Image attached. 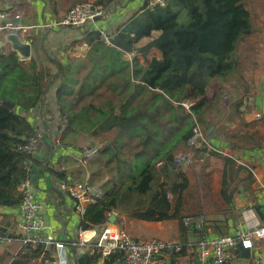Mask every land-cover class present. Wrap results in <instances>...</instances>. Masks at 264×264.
I'll return each mask as SVG.
<instances>
[{
  "label": "trees",
  "instance_id": "16d2710c",
  "mask_svg": "<svg viewBox=\"0 0 264 264\" xmlns=\"http://www.w3.org/2000/svg\"><path fill=\"white\" fill-rule=\"evenodd\" d=\"M81 1L86 0L76 3ZM119 1L93 3L108 16ZM146 6L147 1L140 13L106 33L108 45L96 24L76 31L77 38L69 41L68 49L85 48L83 57L68 56L66 65L56 62L57 72L51 75L42 71L34 57L24 63L14 52L0 49V209L16 208L21 201L17 188L37 179L40 162L17 146L35 128L29 112L36 111L48 96L51 105H43L42 110H55L59 119H68L60 146L53 138L52 142L77 156L92 153L89 161L98 167L92 173L105 171L104 196L84 214L79 224L82 231H98L112 213H116L115 225L121 217L176 220L181 230L187 214L201 208L198 189L207 191L211 170L208 166V172L200 169L211 160L221 172L224 192L241 179L251 184V173L236 164L235 156L240 149L263 145L264 139L255 133L240 138L228 135L224 123L237 121L234 117L241 103L214 110L206 98L213 79L228 90L244 85L238 52L256 31L247 0H168L164 7ZM152 32L159 36L138 47ZM151 50H157L160 57L145 64L136 56L131 61L124 58L131 53L145 56ZM55 84L56 88H50ZM195 125L206 139L215 136L220 144H230L231 155L222 156L219 145L208 154L196 150L187 166H174L173 154L187 149ZM160 161L164 165L158 168ZM188 172L195 177L194 188ZM186 197L193 201L190 209L184 207ZM6 249L7 245L2 246L0 264H27L31 256L40 255L28 249L11 255ZM85 259L81 258V264H86ZM120 261L121 254L116 252L104 264Z\"/></svg>",
  "mask_w": 264,
  "mask_h": 264
},
{
  "label": "crops",
  "instance_id": "0c3cea01",
  "mask_svg": "<svg viewBox=\"0 0 264 264\" xmlns=\"http://www.w3.org/2000/svg\"><path fill=\"white\" fill-rule=\"evenodd\" d=\"M146 1L120 0L112 7L111 14L104 15V19L95 24L107 33L132 14L140 13ZM247 3L248 9L255 16L256 31L241 43L242 49L238 53L241 57L239 72L244 78V85L228 90L213 79L206 88V98L212 103L214 110L229 108L235 102L241 103L234 117L237 121L224 123L229 129L228 135L240 138L241 134L255 133L264 139V0H247ZM74 4L76 0H0V24L11 22L12 17L19 13V26L27 30L26 34L21 33L20 36L23 39L28 36L32 47L31 58L34 57L39 62L46 75H51L57 72L56 62L66 65L68 56L83 57L85 48H72V51L68 49L69 41L77 38L78 30L60 25ZM158 36L159 32H152L151 37L143 38L138 43V47ZM3 49L10 51L7 46ZM204 51L210 54L208 49ZM134 56L141 64H145L153 57L159 58L160 53L151 50L145 56L131 53L124 55V58L131 61ZM31 58L18 60L27 63ZM56 84L50 88H56ZM50 100V96L46 97L36 111L29 112L30 121L42 133L38 150L33 153L34 158L40 162L38 167L35 164L38 173L34 184L37 198L43 203L46 231L53 234L63 244L64 249L56 251L52 247L49 254L54 258L48 257V254L44 257L31 256L27 264H55V258L59 255L65 257L66 264H81L84 256L86 264H104V259L100 257L94 243L96 235L107 225L122 227L134 239L154 238L164 241L169 248L160 256L161 264H201L198 249L200 241H210L222 235L233 236L236 232L261 222L264 210V144L254 149H240L235 156L236 164L251 173V184L246 185L241 179L243 173H240L242 182L239 180L231 183L224 192L221 187V172L215 170L207 182V191L198 189L200 210L187 214L182 221L181 230L176 220L153 222L121 217L120 224L115 225L116 213H112V223L108 221L98 231H82L79 228L80 220L73 209L74 202L60 189V185L80 179L79 176L87 173V167L91 163L88 159L86 166L77 165V157L72 149L65 147L61 150L52 142V138L56 136L59 118L55 110H42L43 105H51ZM257 115L260 116L258 120L255 119ZM208 141L213 147L221 145L219 150L222 156L231 155L230 144H220L215 136ZM190 183L195 185L192 178ZM192 202V199H185L184 207L190 209ZM9 209H0V224L13 229L14 224L7 213ZM175 247H180V250H175ZM254 248L264 258V240L256 241ZM255 250L250 251L246 257L235 247L228 264H252ZM6 251L17 255L20 253L18 243L8 244ZM3 252L0 248V253Z\"/></svg>",
  "mask_w": 264,
  "mask_h": 264
},
{
  "label": "built area",
  "instance_id": "2783aa9c",
  "mask_svg": "<svg viewBox=\"0 0 264 264\" xmlns=\"http://www.w3.org/2000/svg\"><path fill=\"white\" fill-rule=\"evenodd\" d=\"M168 0H147V8L153 9L156 6L164 7ZM104 16L103 9L100 6L94 5L92 0L78 2L72 5L64 16L60 25L74 30H82L94 26L95 17ZM13 19L19 18V13H16ZM20 34H26L27 30L21 26ZM16 28L12 22L6 23L4 27H0V33H5ZM100 34L106 45L110 44L106 33L100 30ZM23 42L30 43L27 37H19ZM188 107V106H186ZM256 120L260 119L257 115ZM68 127V119L62 116L59 119L56 136L54 142L60 146L63 138V132ZM42 133L37 128L24 139V143L17 146L20 152L33 154L38 150ZM187 149L177 151L173 154L172 164L177 168H182L194 161V152L196 150H205L208 154L215 150L213 145L206 139L204 133L195 125L192 129V136L186 142ZM65 147H60L62 150ZM73 151V150H72ZM75 153V152H74ZM76 155V154H75ZM92 153L76 155L77 165L86 166L88 159ZM202 162V159H199ZM164 162L157 163V167H163ZM60 189L73 200V209L80 222H83V217L88 208L95 205L104 196V189L101 185L93 184L88 180L74 179L69 182H64L60 185ZM21 194V201L16 208H10L8 214L14 224L13 229L5 228L0 224V229H5V232L0 231V248L4 245L17 242L20 252L28 249L31 251H40V257L46 256V252L50 248H55L56 251H61L64 246L57 241L55 236L46 231L45 222L43 219V203L37 198L36 186L34 182L27 180L18 188ZM258 240H264V210L261 222L253 227L246 228L236 232L235 235H222L210 241H200L198 249L200 251L201 264H228L233 257V250L238 242L241 246L249 251H254V243ZM82 243V240L79 239ZM95 248L100 257L104 260L113 253L121 254L119 264H161L160 256L169 246L160 239H134L120 226L107 225L96 235ZM175 250H180V247H175ZM48 257L54 258L52 254ZM55 264H66L65 257L57 256ZM252 264H264V258L255 250V256Z\"/></svg>",
  "mask_w": 264,
  "mask_h": 264
},
{
  "label": "water",
  "instance_id": "95a60500",
  "mask_svg": "<svg viewBox=\"0 0 264 264\" xmlns=\"http://www.w3.org/2000/svg\"><path fill=\"white\" fill-rule=\"evenodd\" d=\"M104 16H98L93 19L94 22L102 21ZM11 22L14 24L16 28L11 29L8 32L0 33V49L7 46L10 51L14 52L16 57L19 59L25 60L31 58V44L27 42H23L19 36L21 32L20 19H13ZM6 25L5 22H1L0 27H4ZM211 129L207 132V135L210 133ZM108 221L112 223L113 217H109ZM236 249L241 253V255L248 257L249 250L244 249L241 246V242L236 244Z\"/></svg>",
  "mask_w": 264,
  "mask_h": 264
},
{
  "label": "rangeland",
  "instance_id": "374dc122",
  "mask_svg": "<svg viewBox=\"0 0 264 264\" xmlns=\"http://www.w3.org/2000/svg\"><path fill=\"white\" fill-rule=\"evenodd\" d=\"M240 53V52H238ZM89 167H87V173L83 174V175H80L79 178L81 179H86L88 180L89 182L93 183V184H97V185H103L104 182H106V178H103V174H105L104 172L100 171V172H97V173H92V172H96L98 171V167L95 165V164H90L88 165ZM205 166V167H204ZM208 166V170H211L210 171V175H212V173L217 170V169H214V168H217L216 166L213 165V161H208L206 162L200 169V171H205V172H208L207 170H205V168ZM94 174V175H93ZM188 176H189V179L192 178V180L194 181L195 183V177L192 173L188 172L187 173ZM191 184V183H190ZM192 188L195 187V185L191 184ZM188 198V197H186ZM125 230V229H124ZM126 231V230H125Z\"/></svg>",
  "mask_w": 264,
  "mask_h": 264
}]
</instances>
